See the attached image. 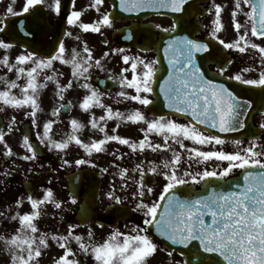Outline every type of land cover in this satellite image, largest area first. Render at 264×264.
Wrapping results in <instances>:
<instances>
[{
  "label": "snow or ice",
  "instance_id": "obj_1",
  "mask_svg": "<svg viewBox=\"0 0 264 264\" xmlns=\"http://www.w3.org/2000/svg\"><path fill=\"white\" fill-rule=\"evenodd\" d=\"M17 2L10 0L0 15V113H14L6 125L0 117V190L6 191L18 172L34 174L33 167L22 170L20 162L39 164V151L45 148L60 156L61 168L98 169L113 177L105 193L110 202L105 219L131 218L135 213L138 220L124 225L126 231L113 228L99 240L92 227L85 234L78 232L83 220L91 219L82 206L83 219L69 223L64 232L42 230L39 222L49 214V207L53 216L60 213L64 219L65 201L51 187L43 188L40 197L29 188L26 196L18 195L0 210V226L17 225L0 234L5 264H42L53 245L62 253L51 257L52 264H84L81 257H90L92 264H152L160 251L166 253L164 264H264V122L255 131L249 125L252 114L260 111L264 116V111L255 109L247 95L258 90L264 98V0H234L230 19L235 38L230 41L219 35L226 5L213 0L207 42L172 35L178 25L191 23L190 0H112L108 11H102L105 0H91L81 10L76 9V0H19L18 10ZM117 8L137 16L148 11L178 14L171 27L154 25L169 34L168 39L161 38L157 49L166 67L158 57L147 56L152 51L150 37L136 53L125 47L109 49L107 38L101 41L105 50L99 56L94 53L86 34L104 36L105 29L114 27ZM88 9L97 14L91 22L82 19ZM66 38L76 45L69 48ZM142 38L131 31L125 36L128 41ZM223 51L246 55L251 63L229 72L234 61L225 60ZM117 56L123 66L107 80L119 90L102 91L104 81L94 83L93 73L106 71V61ZM207 63L216 64L215 73L209 75ZM162 71L166 76L159 75ZM49 84L54 86L57 105L50 113L53 118L41 123L42 93ZM76 89L83 90L78 107L88 114L87 125L71 118L70 131L56 139L53 129L61 113L76 106L65 101V95ZM120 104L133 107L127 111L113 107ZM96 109L102 114L97 115ZM163 109L166 114H157ZM15 113H22L29 122L19 145L22 152L14 151L6 139L18 130ZM110 121H115L114 127L109 128ZM127 123L139 125L142 138L120 135L119 128ZM85 127L101 135L86 141L81 136ZM234 133L243 138L228 136ZM153 137L161 142L154 143ZM226 143L233 144L234 150H226ZM73 146L82 155L69 160ZM147 153L167 155L157 163L141 158ZM100 155L112 157L108 166L97 163ZM133 158L138 160L134 166H124ZM86 179L87 175L74 174L75 191L70 190L68 197L71 205L78 203V191ZM157 184L160 191L154 195ZM129 199L130 208L125 206ZM25 203L29 209L22 212ZM97 225L104 227L99 220ZM174 253L182 260H175Z\"/></svg>",
  "mask_w": 264,
  "mask_h": 264
},
{
  "label": "flooded vegetation",
  "instance_id": "obj_2",
  "mask_svg": "<svg viewBox=\"0 0 264 264\" xmlns=\"http://www.w3.org/2000/svg\"><path fill=\"white\" fill-rule=\"evenodd\" d=\"M67 2V0H66ZM10 3V0H0V15H3L5 8ZM91 0H76L75 7L77 10L84 9L86 5H89ZM215 3H220L222 5H226L224 11L222 12V23L224 25V30L219 34L221 38L225 39L226 41H230L235 38V33L232 28L231 19H230V12L233 8L234 0H215ZM191 6L188 9V17L191 19L190 24L187 25V31L192 38H196L201 41H209L210 40V29H211V22L214 18L212 13V4L213 0H190ZM21 7V4L18 2L15 5V8L18 10ZM113 8V5L109 0H105V4L102 8V11H108ZM173 15V14H172ZM167 16L158 13L152 12H143L137 15H127V14H120L116 15L117 19L114 22V27L112 29H105V35L101 36L99 34H86V39L88 40L90 46L93 47L94 53L99 56L100 53L105 50V46L101 43V41L105 38L109 41L108 48L111 49L113 47H125L127 49H131L133 53L138 52L141 47L145 44L149 43L148 37L151 38L150 46L152 51L147 53L149 58H159L161 60V65L163 67L162 62V52L158 51L159 47L161 46V38L168 39L169 34L164 33L154 27L155 24H160L162 27H171L173 22V16ZM97 18V14L94 10L88 9L85 14L83 15L82 19L85 22H91L93 19ZM242 22L244 17H238ZM18 19V18H13ZM74 34L78 32V30H73ZM131 31L138 37H144L142 39H133L128 41L125 39L127 33ZM49 39H53L50 37ZM213 43V47L216 49H220V46ZM66 45L71 48L72 46L76 45V42L72 38H66ZM13 54H15V50H13ZM222 55L225 60L232 59L234 61L233 64L229 65V72L236 70L238 67L247 66L251 61H249L246 55L241 56L240 54L234 53L232 51H223ZM202 62L203 61H199ZM123 65L119 62V57H110L108 61H106V71L99 72L96 71L93 73V82L97 79L103 80L104 83L100 85L102 91H109L111 93H115L118 91V86L114 85L112 81L107 80V76L109 74H118L120 67ZM216 64L214 63H207L206 68L209 75L215 73L216 71ZM65 73H67L68 69H62ZM161 76V73H159ZM227 75V73H226ZM14 78V77H13ZM220 82H225L232 84L230 81H226L223 78H219ZM232 87L235 88L237 91H241V86L232 84ZM83 94V90L76 89L70 90L65 95V101L71 100L74 106L71 111L69 112H62L59 120L60 123L54 125V133L55 138L60 139L66 133L70 131L69 128V120L71 118H76L85 125H87L89 116L87 113L82 112L78 107V99ZM247 95H250L255 109H260L264 111V98H262L258 94V90H253L249 92ZM107 103H111V100H106ZM57 105V101L54 98V86L49 84L48 88L45 89L42 93V109L43 111L39 115V120L41 123L46 121L47 119L53 118L51 117L50 113L51 110ZM113 107H118L121 111L130 110L133 105L131 104H120V105H113ZM138 107V106H137ZM96 114L100 115L101 110L96 109ZM167 112L163 109L162 112H158L157 114H166ZM11 110H6L5 113H0V117L3 118V123L6 125L13 115ZM149 116L152 113H148ZM17 117V121L20 122L18 124V130L15 131L10 137H6L9 140L13 150L16 152H22L20 148V143L22 142V134L28 130L29 122L24 119L22 113H15ZM264 122V116L260 114V111L255 112L251 115V119L249 121V125L252 131H255L258 128L259 123ZM109 128L115 126V121L109 122ZM139 125H132L130 123L122 124L119 128L118 132L122 136H127L132 139H139L142 138V134L139 131ZM34 135V133H33ZM100 133H94L89 127H85L82 131L81 136L86 141L93 136L99 137ZM230 138H243L241 134L234 133L228 134ZM153 142L158 143L161 142L159 137H153ZM247 142V141H246ZM116 147L112 145L111 148ZM226 150L232 151L234 150V145L231 143H226L224 145ZM2 148V146H0ZM123 150V149H122ZM41 151L44 155H41V159L39 160V164H43L44 167L40 168L39 164L32 165L24 162L21 163V169H27L28 167H33L35 169L34 174H29L27 176L23 175L22 172H18L17 175L12 178L8 185L7 190L3 191L0 190V210H3L4 207L9 205L11 201L14 200L15 197L18 195H25L27 190L32 189L34 191V195L36 197H40L42 195V189L51 187L54 192L57 194L59 198H62L65 203L63 205L64 211L62 213L64 219H60V213H56L53 216V210L49 207V214L44 216L40 222L39 226L42 230L48 231H60L64 232L71 222H80L83 218H81V209L84 204L88 209V214L91 219L83 220L82 226L78 229V232L81 234L86 233V229L88 227H92L94 232L96 233V238L102 240L105 238L110 231L113 229L107 223L104 224L103 228H99L97 222L94 217L103 216L105 213V209L107 208L108 204L110 203L105 196L107 192L110 182L113 180V177L110 174H100L98 169H77L74 165L71 167L61 168V160L60 156L56 153H49L47 149L41 148ZM82 155L81 150L73 146L68 153L67 158L69 160H73L78 158ZM167 154H156V153H147L142 159H154L158 163L160 159L164 158ZM2 159V157H0ZM97 163L101 167L108 166L111 162L112 157L100 155L96 158ZM138 160L133 158L131 162H123L124 166L132 167L137 163ZM4 166H7L6 163ZM0 171H3V167H0ZM111 171H115V169H111ZM75 172H90L92 173V177L88 174L87 176L89 179L86 182H83L81 187L78 191V203L75 205H71L68 203V197L70 194V190L75 191L73 187L69 189V185L67 183V178L75 173ZM85 174V173H84ZM239 171L236 172L235 175H239ZM50 181V183H49ZM119 178H116L117 187L119 186ZM200 186H197L199 189ZM131 188L129 189V194L131 192ZM160 191V185L157 184L155 186V193L154 195L158 194ZM119 194V193H118ZM132 201L129 199L126 207H131ZM29 209V205L25 203L23 208L20 211H27ZM137 214L132 213L131 218L129 220H120L117 223L116 228H120L121 230H127L124 228V225L137 222ZM17 225L13 223H8L6 226H0V234H2L5 230H11L16 228ZM75 248V244L72 245ZM62 253V250L56 248L54 245L48 251V254L42 258V264H52L51 257L55 255H59ZM84 261V264H92L91 258H84L81 257ZM167 259L166 253L160 251L157 253L155 260L152 264H164V261Z\"/></svg>",
  "mask_w": 264,
  "mask_h": 264
},
{
  "label": "rangeland",
  "instance_id": "obj_3",
  "mask_svg": "<svg viewBox=\"0 0 264 264\" xmlns=\"http://www.w3.org/2000/svg\"><path fill=\"white\" fill-rule=\"evenodd\" d=\"M6 260H7V257L4 255V253L2 251H0V264H5ZM175 260H177V259H175ZM178 260H181V259L178 258Z\"/></svg>",
  "mask_w": 264,
  "mask_h": 264
}]
</instances>
